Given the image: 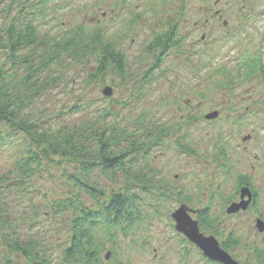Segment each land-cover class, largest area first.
<instances>
[{
  "label": "rangeland",
  "instance_id": "rangeland-1",
  "mask_svg": "<svg viewBox=\"0 0 264 264\" xmlns=\"http://www.w3.org/2000/svg\"><path fill=\"white\" fill-rule=\"evenodd\" d=\"M7 2L4 1L6 5ZM48 5L46 17L37 16L35 20L40 34L58 37L79 25L87 34L94 29L101 31L104 40L124 55L127 79L108 72L88 83L87 71L81 68H91L94 56L85 57L87 62L82 63L85 67H80L63 54V65L53 64L45 72L57 74L56 85L50 84L48 92L39 98L32 108L34 114L39 118L49 115L64 104L101 96L104 88L111 87L110 97L119 100L130 97L122 113L136 118L144 112L155 121L170 123L172 132L163 138L162 145L152 148L149 161L155 186L150 193H160L159 188L170 196L181 193L180 201L186 200L184 203L193 208L210 202L218 216L224 213L227 202L235 201L238 175H247L251 187L258 190L259 201L247 214L230 220L228 226L239 242L235 249L238 260L244 264H264V260L253 261L246 252L249 246H260L255 218L261 216L264 220V78L259 73L238 76L239 70L245 72L242 63L248 58L264 59V0H57ZM207 17L212 18L206 25L203 20ZM173 25L179 31V48L168 51L155 63L157 52L150 51V47ZM150 67L151 78L146 80L145 72ZM212 110L218 111V118L205 121L201 115ZM92 111V108L80 110L72 117L66 116L64 122L91 118ZM51 122H58V118L53 117ZM244 136L246 140L242 141ZM180 143L193 152L178 153ZM8 146L0 147V173L10 169L17 155ZM44 172L45 177L37 183L45 191L43 195L33 192L24 201L34 198L39 204L42 197L44 205L54 201L57 195L54 187L59 188L56 178L60 179L62 171L53 166L49 174ZM150 193L143 199L156 200L149 197ZM15 194L8 198L10 208L18 206L20 196ZM85 200L90 202L89 198ZM142 200L141 222L137 221L127 232H120L115 242L105 238L100 264H151L148 255L153 247L162 252L164 246L174 244L170 214L180 201L162 196L157 199L159 204L152 206ZM153 208L155 212H151ZM47 211V208L41 211L44 217L40 215L32 223L19 220L15 226L17 235L35 236L39 230L47 229L52 232L46 234L50 242L54 236L63 239V218L52 217ZM14 214L21 217L17 211ZM223 232L227 234L226 230ZM5 253L0 242V264H6ZM107 253L109 258L104 259ZM21 261L16 260V264Z\"/></svg>",
  "mask_w": 264,
  "mask_h": 264
},
{
  "label": "trees",
  "instance_id": "trees-1",
  "mask_svg": "<svg viewBox=\"0 0 264 264\" xmlns=\"http://www.w3.org/2000/svg\"><path fill=\"white\" fill-rule=\"evenodd\" d=\"M4 1L0 0V19H5L0 21V147L9 145L17 152L10 169L0 173V242L6 252L4 261L100 264L105 238L115 242L120 232L141 222L144 212L139 203L155 186L149 161L152 148L163 144L172 125L146 117L144 112L136 118L122 113L130 97L119 100L102 93L93 99L64 104L49 115L36 116L33 106L57 81V74L45 72L53 64L63 65V54L80 67H85V57L94 56L91 68H81L87 71L88 83L108 72L127 79L124 55L104 40L101 31L94 29L87 34L82 25L58 37L40 34L36 17L45 18L48 3L57 0H8L7 5ZM179 39L174 31L157 38L150 47V51L157 52L155 63L169 48L178 49ZM242 67L245 72L239 70V77L259 73L264 78L263 62L248 58ZM152 70L148 68L144 79L151 78ZM135 82L139 84V80ZM90 108L93 118L64 122L66 116ZM53 117L58 122L52 123ZM180 147L190 151L181 144ZM53 166L62 171L60 179L56 178L59 188L54 187V201L45 205V197L39 204L34 198L24 201L33 192L43 195L45 191L37 183L45 177L44 171L49 174ZM158 192L149 194L156 200L147 201L145 197L142 201L153 206L159 204L158 198L170 196L163 188ZM13 193L20 200L17 207L10 208L8 198ZM46 208L50 216L63 218V239L54 236L50 242L46 234L52 232L47 229L39 230L35 236L17 235L19 220L32 223ZM16 211L21 217L14 214ZM155 211L153 208L151 212Z\"/></svg>",
  "mask_w": 264,
  "mask_h": 264
},
{
  "label": "flooded vegetation",
  "instance_id": "flooded-vegetation-1",
  "mask_svg": "<svg viewBox=\"0 0 264 264\" xmlns=\"http://www.w3.org/2000/svg\"><path fill=\"white\" fill-rule=\"evenodd\" d=\"M210 18L212 17L204 18L203 23L205 22V24L207 25V23L210 22ZM200 26H202V23H200ZM173 31L176 35L179 36V31L176 25H173L170 28H168V30L165 31L164 36L165 34L173 33ZM170 50L175 51L176 48H169L166 51V53ZM256 60H258L259 63H262L264 59L262 58V56H259L258 59ZM245 138L246 136H244L242 141L246 140ZM180 144L183 145L184 147H187L183 143ZM237 178L238 180L236 181V186H235L236 190L234 192L235 201L230 200L229 203L227 202L223 209L224 213L221 215L217 216L216 214L217 211L213 210L212 204H210V202H208V204L204 206L193 208L192 206H189L186 203H184L186 202V200L183 201L181 199L180 201L181 193H178L177 200L180 201V205L178 206L179 208L185 205L184 206L185 212H187V215L189 216L188 227H193L196 225L198 233H200L202 237L205 238L209 237L212 246L216 245V247L222 250L225 254L229 255L232 261L235 262V264H244L238 260L235 249L239 245L238 244L239 242H237L238 240L236 239V234L231 230V228L228 225L231 224L232 221L230 220H232L233 218L241 217L247 214V212H249L253 207H255L259 199H258V190L251 187L250 185L251 180L247 175L244 176L238 175ZM242 187L250 188L252 195L251 203L247 206V208H238L236 212L228 211L227 208L230 204L241 200L240 188ZM178 191L180 190L178 189ZM223 198L225 199L226 197ZM258 218L264 222L261 216L260 217L256 216L255 218L256 221L254 225L256 231H258V227L256 223ZM170 219L172 221L171 224L173 225L175 230L172 233L174 235L173 237L175 238V242L172 245L170 244L169 248H166L167 246H164L165 250L162 252H160L157 247H153L152 252L151 253L149 252L148 255L149 262H151V264H190V262L192 261L200 262V264H226L218 258L216 259L210 257L209 255L204 254L199 244L191 241L187 234L177 230L175 227L174 220H172L171 216ZM225 230L227 234L223 232ZM258 232L260 233V237L257 241L260 246L258 248L256 246H252V247L249 246V248L246 249V252L250 254V257L251 259H253V261L261 262L262 260H264V229L263 231H258ZM103 258L108 259L109 257L106 258L103 256Z\"/></svg>",
  "mask_w": 264,
  "mask_h": 264
},
{
  "label": "water",
  "instance_id": "water-1",
  "mask_svg": "<svg viewBox=\"0 0 264 264\" xmlns=\"http://www.w3.org/2000/svg\"><path fill=\"white\" fill-rule=\"evenodd\" d=\"M103 93L106 95H110L111 88L110 87L104 88ZM216 116H217V113L215 111L206 115L208 119H211L212 117H216ZM245 195H248L247 200H242L240 202L233 203L227 208V210L236 212L239 207L245 208L247 204L251 201L250 199L251 193H250L249 188L247 187L242 188L241 199H243ZM172 218H174L175 220L176 229L187 234L191 241L199 244L204 254L209 255L210 257H213L216 259L218 258L226 264H235V262L232 261L229 255L225 254L222 250L216 247V245L212 246V243L209 237H206V238L202 237V235L198 233L196 225L193 227H188L189 216L187 215V212H185L184 206H181L180 208L174 210L172 214ZM257 227L259 230L263 229L264 225L261 220L258 221Z\"/></svg>",
  "mask_w": 264,
  "mask_h": 264
}]
</instances>
